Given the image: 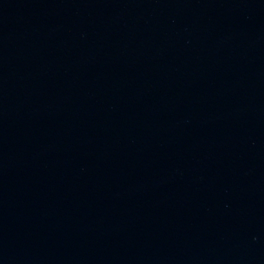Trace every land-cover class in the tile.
<instances>
[{
	"label": "water",
	"instance_id": "1",
	"mask_svg": "<svg viewBox=\"0 0 264 264\" xmlns=\"http://www.w3.org/2000/svg\"><path fill=\"white\" fill-rule=\"evenodd\" d=\"M0 264H264V0H0Z\"/></svg>",
	"mask_w": 264,
	"mask_h": 264
}]
</instances>
